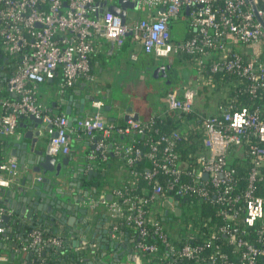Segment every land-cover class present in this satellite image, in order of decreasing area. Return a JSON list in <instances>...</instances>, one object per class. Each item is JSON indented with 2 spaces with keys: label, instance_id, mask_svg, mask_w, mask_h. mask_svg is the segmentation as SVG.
<instances>
[{
  "label": "built area",
  "instance_id": "2783aa9c",
  "mask_svg": "<svg viewBox=\"0 0 264 264\" xmlns=\"http://www.w3.org/2000/svg\"><path fill=\"white\" fill-rule=\"evenodd\" d=\"M126 1L137 6L122 7L119 0H0V57L13 69L0 81V91L14 96L0 95V137L14 135L21 118L32 115L50 125L49 133L56 132L50 155H69L71 135L76 134L88 142V169L110 155L129 166L143 162L129 178L118 174L120 185L88 193L84 204L91 211L102 207L114 219L109 225L112 236L118 237L119 222L133 228L135 250L157 256L160 263L264 264V50L251 47L264 45V0ZM102 4L119 8V13L107 9L99 14ZM140 8L142 15L134 13ZM180 18L187 20L189 36L175 41L171 23ZM100 36L118 47L129 39L159 58H190L198 77L192 85L169 91L167 107L177 114H195L197 122L169 132L156 127L161 114L114 123L103 116L101 99L91 100L89 116L71 123L64 113H47L37 103V85L58 74L61 91L74 87L81 77L90 81V59ZM221 79L225 82L217 95ZM202 86L213 89L215 99L199 113L195 101ZM191 128L202 134L196 166L177 150ZM133 135L143 140L134 141ZM118 136L130 140L118 141ZM236 152L247 161L245 181H238L229 163ZM17 171L15 157L0 160V191L10 187ZM182 199L192 205L206 203L213 211L208 216L197 212V220L182 227L162 222L160 218L174 212ZM156 203L164 212L151 211ZM7 214L0 204V242L8 237L2 224ZM178 227L183 229L181 243L170 236H176L173 230ZM28 239L18 249L36 248L37 264L44 259L41 242L60 244L55 236L43 239L36 228ZM162 247L166 254H160ZM7 258L0 252V263Z\"/></svg>",
  "mask_w": 264,
  "mask_h": 264
},
{
  "label": "crops",
  "instance_id": "0c3cea01",
  "mask_svg": "<svg viewBox=\"0 0 264 264\" xmlns=\"http://www.w3.org/2000/svg\"><path fill=\"white\" fill-rule=\"evenodd\" d=\"M95 42L96 50L90 59V73L92 75L90 81H86L81 77L74 87L61 91L59 88L61 76L56 75L53 80L45 81L37 85L35 91L37 103L43 106L47 113L51 115L64 113L68 118L72 119L71 122H74L75 120L73 119L89 116L93 111V108L91 107V99L98 98L104 103L103 116L114 123L124 121L123 115L128 108H131L132 112L138 114L139 120L146 121L155 115L168 111L167 93L171 90H181L184 88L183 86H180V84H174V81L179 76L182 77L181 81H184L186 78L189 79V81L194 79L195 75H186L185 73V71L190 72L189 67H187L186 64L188 63L192 65L193 63L184 60V58L177 56L159 58L152 54H147L137 45H134L129 39H127L120 47L116 46L112 40L101 36L95 39ZM164 65L165 69H161ZM169 69L171 71L170 75L168 73ZM163 79H168L170 82L172 81L171 83L173 84H169L168 86L162 85ZM192 84L193 83H191V85ZM202 88L203 87L200 89ZM206 88L210 89L208 86ZM118 91L124 93L126 98L122 99L119 97L118 100L114 99V95ZM158 91H160L163 97V102L157 106V108L152 110L149 115L141 116L140 111L134 107L133 103H130L131 97L134 95L140 96L143 92H151L150 96L154 97L157 95ZM208 91L209 90H205V94ZM208 104L209 101L205 104V107H207ZM68 105L70 106L69 114L66 113ZM106 107H109V109H106ZM189 121V123L194 122L192 119ZM29 124L30 121L28 117L23 118L19 121L14 135L0 137V160L15 157L18 161V171L13 178L10 187L0 191V203L9 213L7 214L9 222L5 226L7 227V234L9 237H3L0 242L3 249L7 251L6 256L8 257L3 264H23L16 254L14 255V258H11V252L16 253L18 248L24 243L22 229L18 230V228H20L18 224L21 223L22 226L29 218L31 221L37 220V218L40 217V213L46 215V219L51 220V222L49 220H44V224L48 229L53 233L55 232V229H57V234H61L68 241L66 252L71 253L73 250H76L72 247V240L76 238V235H74V233H69L72 229L71 223L74 220V216L72 215L73 211L66 213L68 209L62 208L63 211L65 210L66 214L62 219H59L61 212H58V209L56 208H54L52 212L48 209H42L41 211H37L36 214L34 213L30 217H27L29 205L22 201V198L18 193V189L21 187L22 182L27 181V178L30 175L31 181L39 183L41 179L39 180L38 177H42L41 173L33 171L34 165L30 163L31 158L28 156L32 137L26 138L24 137V134L28 131ZM180 124H182L181 126H186L187 129L188 124L186 122L183 123V121L181 123L175 121L174 126L178 127ZM47 134L49 133L47 132ZM25 142L27 143L28 149L26 151L24 162L21 163L20 160L23 150L21 148L16 149L14 145L24 144ZM70 145L71 152L67 156L72 154V163L76 164L83 161L81 156L86 155L89 147L86 138L72 134ZM61 157L64 156H57L58 159ZM120 173V171L113 172L112 176L114 177L115 175V178L117 179V175L119 174L120 176ZM66 199L67 198H63V200ZM80 205L85 204L84 202H80ZM88 211L91 213L90 215L94 217L93 225H96V227L93 228L95 234L94 242L95 246L100 249L95 255L90 252L88 253V256L93 259L94 263H101V261L110 263L112 259V251L114 249L109 247V242L117 241L122 245L120 249H117L118 254H122L120 264H148L144 258H140L138 261L135 260V253L132 254L134 252L132 239L122 236L120 237L119 234L118 237L117 235L112 236L110 234L109 225L110 222H112V218L104 208L99 207L96 211L88 209ZM79 216L80 214L77 213L75 218ZM24 217H26V219ZM29 222L30 221L28 220L26 221L27 224H30ZM90 237L93 236L90 235ZM63 263L67 264V261L65 260Z\"/></svg>",
  "mask_w": 264,
  "mask_h": 264
},
{
  "label": "water",
  "instance_id": "95a60500",
  "mask_svg": "<svg viewBox=\"0 0 264 264\" xmlns=\"http://www.w3.org/2000/svg\"><path fill=\"white\" fill-rule=\"evenodd\" d=\"M119 3L122 7L137 6L136 4L130 3L126 0H119ZM107 9L111 10L115 14L119 13V8L105 7V4H102V8L99 10V14L103 10ZM121 14L123 15V13ZM161 69H165V65L161 67ZM205 90L209 91L205 94ZM202 93L206 96H204L202 100L205 102L210 99V97L214 94V91L209 88L199 89L196 99H199V96H201ZM69 108L70 106L68 105L66 111V113L68 114ZM106 109H109V107H106ZM138 117V114L132 112L131 108H128L123 115L124 121L128 119L137 120ZM28 119L30 121V124L28 126V131L24 134V137L26 138L32 137L28 156H30L29 158H31L30 163L34 165L33 171L41 173L42 177L39 183L31 181L30 175L27 178V181H23L21 187L18 189V193L21 196L22 201L29 205L27 217H30L34 213L36 214L37 211H41L42 209H48L52 212L54 208H56L58 209V212H61V215H59V219H62L66 215L65 210L63 211L62 208L68 209L66 213H70V211H73L72 215L74 216V220L71 223L72 229L69 233H74V235H76V238L72 240V247L76 250H73V252L71 253H67L66 248H68V241L63 237L62 241L64 243V246L61 247L59 252L64 262L66 260L67 264H120L122 254H118L117 249H120L122 245H120L117 241L109 242V247L114 249L112 251V259L110 263H106L104 261H101V263H94L93 259L88 256L89 252L95 255L100 251V249L95 246L94 242L95 234L93 232V228H95L96 225H93V223L91 222V218L88 217V209L86 205H80V202L83 203L85 201L86 195L88 194L87 188H85V181H90L92 175L96 176L98 174V171L96 169H88L89 161L86 158V155L81 156V159L83 161L74 164L72 163V154L70 156L61 157L60 159H58L57 156L48 154L50 140L56 135V132L49 133L48 129L50 128V125L45 124L42 118H36L31 115L28 117ZM71 120L72 119L69 118L70 123ZM47 132L49 134H47ZM14 147L16 149L21 148L23 150L20 160L21 163H23L26 156V151L28 149L27 143L25 142L24 144H15ZM101 175H103V173ZM203 176L206 177L207 173H204ZM65 196L67 197V199L63 200V197ZM180 212L181 210L179 207L175 208L176 215H179ZM77 213H79L80 216L75 218ZM24 218L26 219V217ZM46 218V215L40 213V217L37 218L36 222L44 223V220H49ZM27 220L30 221V224L26 223ZM27 220L22 226L21 223L18 224V226H20L18 230L22 229L23 231L26 225H28L31 229L34 227V224L30 220V218ZM49 221L51 222V220ZM8 222L9 217L7 215H3L2 224L6 226ZM54 233H57V229H55ZM89 234L93 237H90ZM6 235L7 232L4 234V236ZM26 240L27 239H25L24 242H26ZM36 251V248L25 252L21 249H18L16 253L11 252V258H14V255L18 254V257L21 259L23 264H32L36 261ZM42 254L44 256L45 252H43ZM44 259L46 260L47 258L44 257ZM56 263L59 264V262ZM60 264L64 263L62 262Z\"/></svg>",
  "mask_w": 264,
  "mask_h": 264
},
{
  "label": "trees",
  "instance_id": "16d2710c",
  "mask_svg": "<svg viewBox=\"0 0 264 264\" xmlns=\"http://www.w3.org/2000/svg\"><path fill=\"white\" fill-rule=\"evenodd\" d=\"M171 35H172V27H171ZM189 36V34H186V36L183 38H187ZM16 59H14L13 61L15 62ZM184 60H188V62H192L190 60V58L188 57H184ZM13 69L10 66V63L8 62L7 58H1L0 57V81L3 82L5 79V76H8L12 73ZM59 75V74H58ZM229 78L228 75L225 76V79ZM228 80V79H227ZM218 89L216 94L218 95V90H220L221 85L225 82L224 79H221L220 81H218ZM0 95L1 96H5V97H14L11 96L10 94H5L4 92L0 91ZM232 96V93L230 94V97ZM196 103V102H195ZM209 107H207L208 109ZM210 110V109H209ZM208 110V111H209ZM206 111V107L205 104L202 105V107H198L195 105V112H205ZM23 119V118H21ZM193 120L196 121V117L195 114H188V115H181V114H177L173 111H166L164 113L161 114V116L157 119L156 122V127L162 131V132H169L172 129H176L178 127H180L182 124H180V126L175 127V121L178 122H182L183 123H189V120ZM121 123V122H120ZM186 124V125H187ZM116 139L118 141H128L130 140V137H122L118 136L116 137ZM131 139L134 141H142L143 137L142 136H136L133 135L131 136ZM177 150L179 151L181 158L182 159H186L188 164H190L191 166H196L198 163V160L200 158L201 152L203 151V145H202V134L201 132H199L198 130L192 128L190 129L187 134L186 137L183 138V140L178 144L177 146ZM229 163L232 167V169L235 171V175L238 178V181H245L247 173H248V166H247V161L246 159H243L241 157V155H238V153H234V157L232 159L229 160ZM95 164V168L98 171V174L96 176L92 175V178L90 181H85V188H87L88 193L92 194V195H97L99 190L102 188H106L109 187L111 185H119V183H117V179L112 176L113 172H121V176L124 178H129L132 174V171H140V169L142 168L143 162H138L135 163L132 166H129L125 163L124 160L116 158L114 156L110 155V159L106 162H100L97 161ZM103 173V175H101ZM95 188V189H94ZM196 203V202H194ZM193 203V204H194ZM1 204V203H0ZM186 201L184 199L180 200L179 202V208L180 210L182 209L181 206H186L187 208H190L192 206L191 203L187 204ZM191 204V205H190ZM197 209H194V214L193 216L191 215V217L187 216L186 212L183 211V213H180L179 215H176L175 211L168 214V215H164V217H161L160 220L162 222L165 223H170V222H176L179 224L180 227L184 226V224H188L189 221L195 222L197 220V217L195 216L197 214V212L199 211H203V215L204 216H208L210 214V212L212 213L213 209H211L209 206H207L206 203H202L201 205L197 206ZM154 210L153 209V205L151 206V211ZM164 212V211H163ZM114 221V219L112 220ZM34 224L33 228L39 229L42 232V238L46 239L48 237H58L60 239V244L59 245H49V244H45L43 242H41L42 245V253L45 252L43 257H46L47 259H43V261H41V264H57L56 262L62 263L64 262V260L62 259V256L60 255L59 250L61 249L62 246H64V243L62 241L63 236L61 234H57V233H53L50 229L48 231V227L44 224V223H38L36 222V220L32 221ZM182 225V226H181ZM31 228L26 225L25 228L22 231V234L24 236V240H26L25 243L29 242L28 239V233L30 232ZM8 233L7 231V227H5V233ZM174 234L176 235L175 237H172V234H170L172 240H174L177 243H181L182 242V236H183V229H179L175 228L173 230ZM117 233L120 235V237H126V238H130L132 239V244H133V249L134 252L132 254H136L139 256V258H144L146 259L148 264H165V263H160L157 260V256H153L151 254L148 253H142L140 251H136L134 248V243L136 242V231L133 228H129L127 227L124 223H118L117 225ZM8 236V234H7ZM9 237V236H8ZM0 252L2 254L7 255V251L5 249H3L2 246H0ZM167 251L164 247H162L160 249V254H166ZM18 256V254H17ZM40 261L33 262L32 264H37ZM0 264H3V262H1Z\"/></svg>",
  "mask_w": 264,
  "mask_h": 264
},
{
  "label": "rangeland",
  "instance_id": "374dc122",
  "mask_svg": "<svg viewBox=\"0 0 264 264\" xmlns=\"http://www.w3.org/2000/svg\"><path fill=\"white\" fill-rule=\"evenodd\" d=\"M141 9L142 8H140L138 11H134V13H137L138 15H142L143 11ZM171 27H172V39L173 40H175V41L182 40L186 36V34H187V20L185 18H180L177 21H173L171 23ZM243 47L249 49L247 45H244ZM251 47L254 48L256 51H259V50L263 51L264 50V45H262L261 43L254 44ZM186 65H187V67H189V70H190V72L185 71L186 75L187 74H190V75L193 74V75H195L194 79L192 81H189V79L186 78L184 81H181L182 77L179 76L174 81L175 82L174 84H180V86L186 87V86L191 85V83H193V84L195 83V80L198 77L197 67L193 64L190 65L188 63ZM170 72L171 71L169 69L168 70L169 75H170ZM171 82L168 79H166V80L163 79L162 85L168 86L169 84H173ZM153 86H154V84H153ZM150 87H151V85H150ZM202 87L206 88L207 86H202ZM150 93L143 92V94H141L140 96L134 95L133 97H131L130 103H133L134 107L140 111L141 116L149 115L152 112V110L157 108V106H159L163 102V97H162L160 91H158L157 95L154 97H151ZM202 95H203V93L201 94V96H199V99H196V101H195L196 102L195 105L198 107H202V105L206 104L208 101L212 103L213 100L215 99V94H213L207 102L206 101L204 102L202 100H203L205 95H203V96ZM119 97H121L122 99H125L126 95L124 93L118 91L115 93L114 99L118 100ZM120 184L121 183H119V185ZM63 198H67V197L65 196ZM197 206H198V203L196 202L190 208H187L186 206L185 207L181 206V207H182L183 211H185V212L188 211L189 214H191L192 212H194V209L198 208ZM156 208L160 209V211L164 210V208H160V205L157 203L153 205V209H156ZM90 214L91 213L88 211V217L91 218V222L94 223V221H93L94 217L91 216Z\"/></svg>",
  "mask_w": 264,
  "mask_h": 264
}]
</instances>
